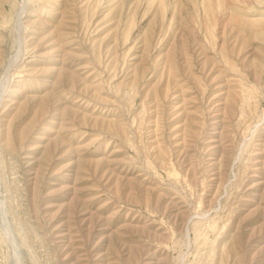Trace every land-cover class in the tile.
Listing matches in <instances>:
<instances>
[{"label":"rangeland","instance_id":"rangeland-1","mask_svg":"<svg viewBox=\"0 0 264 264\" xmlns=\"http://www.w3.org/2000/svg\"><path fill=\"white\" fill-rule=\"evenodd\" d=\"M21 1L0 0V89ZM22 17L0 264H264V0H27Z\"/></svg>","mask_w":264,"mask_h":264},{"label":"bare ground","instance_id":"bare-ground-1","mask_svg":"<svg viewBox=\"0 0 264 264\" xmlns=\"http://www.w3.org/2000/svg\"><path fill=\"white\" fill-rule=\"evenodd\" d=\"M26 1L27 0H22L21 1V3L19 4V11H17V13H16V15H15V18H14V23H15V25H14V28H13V30H15V32H16V36L19 38L18 39V41H17V54L15 55V58L13 59V60H10L9 61V63L10 64H12V66L11 67H13L14 65H15V62L20 58V57H22L23 55V50L24 49H21L22 48V46H21V44H22V40H20V38H21V35H20V32L22 31L21 29H22V27H23V23L21 22V20H22V15H24V13H25V3H26ZM22 34V33H21ZM23 38V37H22ZM21 38V39H22ZM23 42H24V40H23ZM17 58V59H16ZM16 59V60H15ZM20 60V59H19ZM21 61V60H20ZM19 61V62H20ZM10 64H9V66H8V68L6 69V71L4 72V74H3V79H2V85H1V89H0V105H1V101H2V93L3 92H5L6 90H7V88H9V86H7V85H9V81H10V78L11 77H9V71H10ZM16 66H18V65H16ZM13 68H15V67H13ZM12 70V69H11ZM13 76V75H12Z\"/></svg>","mask_w":264,"mask_h":264}]
</instances>
